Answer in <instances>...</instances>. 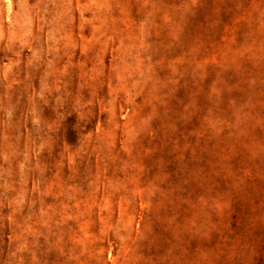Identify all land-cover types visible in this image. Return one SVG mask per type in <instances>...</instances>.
Instances as JSON below:
<instances>
[{
    "label": "clouds",
    "instance_id": "9594fccd",
    "mask_svg": "<svg viewBox=\"0 0 264 264\" xmlns=\"http://www.w3.org/2000/svg\"><path fill=\"white\" fill-rule=\"evenodd\" d=\"M224 3L31 0L23 22L0 27V188L16 193L19 184L17 196L0 202L14 209L11 218L3 217L11 219L13 244L5 252L0 243V264H47L43 258L52 250L65 257L64 264H106L92 243L108 234L120 250V264H250L257 238L264 236L256 232L257 225H264V105L256 113L231 96L202 94L198 76L204 58L222 45L238 62L242 82L264 96V0H227L226 9ZM77 48L87 52L74 62ZM106 53L113 54L110 68L103 62ZM178 83L187 87L183 99L174 95ZM124 108L133 114L158 110L172 139L180 132L202 138L190 156L191 166L171 182L201 191L161 200L151 209L156 213L153 231L130 227L116 216L118 193L125 204H135L133 184L144 155L137 136L148 131L137 121L136 135H130L133 118L120 119ZM45 109L51 118L43 116ZM74 113L76 138L69 142L65 123ZM217 125L226 129L224 136ZM45 152L58 188L65 167L73 182L103 188V196L91 200L90 215L76 210L86 216L78 232L63 227L73 209L59 205L60 219L47 206L34 224L16 219L29 174L38 175L34 191L49 183L48 169L39 160ZM69 157L74 165H68ZM85 160L88 167L81 169ZM234 161L239 164L235 171ZM108 169L113 176L123 174L127 191L113 187L104 176ZM223 176L228 184L218 188ZM154 192L149 188L147 196ZM238 198L250 209L243 220L232 216L230 206ZM33 202L41 201L34 197ZM185 206L191 216L184 215ZM161 207L166 209L162 213ZM228 217L230 225L223 222ZM96 225L98 234L87 249L81 248L83 232Z\"/></svg>",
    "mask_w": 264,
    "mask_h": 264
},
{
    "label": "rangeland",
    "instance_id": "374dc122",
    "mask_svg": "<svg viewBox=\"0 0 264 264\" xmlns=\"http://www.w3.org/2000/svg\"><path fill=\"white\" fill-rule=\"evenodd\" d=\"M31 0H0V27H6L10 25L14 20L23 22L27 13L25 6L30 4ZM227 0H225L223 9L227 7ZM131 16L133 20L137 19V9L131 10ZM226 22V21H225ZM87 33H82L81 38H85ZM86 49L77 48L73 61L80 59V57L86 53ZM218 53V54H217ZM229 49L223 48L221 45L216 51L206 56L201 63L199 69L198 80L200 83V89L202 94L219 93L223 97L231 96L234 99L240 100L241 104L248 105L245 107V111L254 109L256 113L261 112V105H264V96L260 95L259 90L253 94L247 85L242 82V78L238 71V62L234 59L229 58ZM113 59L112 53H106L104 56V65L106 68L111 67ZM88 67H92L91 64ZM187 92V87H181L178 83L176 86V92L174 95L178 99H183ZM139 103V100L137 101ZM227 103V100H225ZM158 110L154 114L148 112L147 109H141L135 114L130 108L123 109V115L120 119L127 121L131 116L133 118V125L129 129L130 135H136V122H140L142 125H146L148 131L140 133L137 136V141L140 148L143 150V161L140 164L137 172L139 173L135 184H133V190L135 194V204H125L124 200L121 199V195L118 193L114 199L119 202L116 204V216L125 221L130 227L143 229L146 226L150 231L154 230V218L156 213L151 209L157 206L161 200H166L171 197L174 200L183 199L185 196H194L197 192L201 191L194 186L184 188L178 185L172 184L174 176L181 174V169L185 166H191L193 161L190 160V156H194L196 148L200 144L202 138L192 137L189 134L180 132L175 139H172L169 134L164 130V122L158 119ZM43 116L45 118H51L53 113L45 109ZM77 122L75 113L68 118L65 123L67 129L66 138L69 142H72L76 138V132L73 130L74 125ZM221 129L220 136H224L226 129L223 125H217ZM196 143H193V141ZM55 156V152L52 154ZM94 159V158H93ZM42 165H44L48 172L45 173V180L49 181L47 186H39L38 191H34L37 188L35 179L38 178L37 174H29L25 189H24V203L19 205V211L16 212V219L19 223L27 221L30 225L34 224L37 218L40 216V209L43 206H47L49 214L55 209L60 216L54 219H60L64 212V209H73V211H67V221L63 225L65 229H69L73 232H78L83 227V222H86L85 215H76L75 212L78 209L80 214H91L93 211L91 208V200L102 197L104 192L103 188L97 190L96 188L90 187L87 182L79 183L73 182L68 179L70 174V168L65 167L61 179L63 184L61 188H58L55 183H52V158L47 152L43 153L39 158ZM2 163V161H0ZM76 162L74 159L69 157L68 165H74ZM88 160H85L81 165V169L88 167ZM234 168L239 167V164L234 161ZM176 167L175 173L169 172L168 169ZM93 171H98V168H93ZM104 176L112 182L113 187L117 189H123L127 191V184L121 183L124 179L123 174H116L113 176L112 170L108 169L105 171ZM19 180V178H17ZM228 184V177H218L217 187L224 188ZM149 188H154L155 192L149 198L147 192ZM187 189V190H186ZM63 191V195L60 192ZM19 193V184H17L16 193H7L0 188V202H6L7 200L17 196ZM40 200L39 203H34L33 198ZM74 197V198H73ZM111 203V202H109ZM232 216H239L241 220L249 214L250 209L245 200L236 199L231 204ZM166 209L161 207L159 212H164ZM14 209L9 207H0V224L3 227L0 228V243L5 246V252L7 247L13 244L12 235L13 228L11 225V219L4 220L3 217L12 216ZM184 215L191 216L192 212L185 206L182 209ZM138 213V214H137ZM223 220L222 217H218ZM226 225H230L231 217L223 221ZM99 225L89 228L84 231L82 238L79 239L78 243L81 248L87 249L89 242L94 240V237L99 232ZM32 231H37L32 229ZM256 232L264 234V225H257ZM255 235V233H254ZM43 238L41 237V241ZM92 247L99 249L103 257V261L106 264H120L117 257L120 255V250L114 243V237L108 234L103 240H96L92 243ZM47 264H64L65 257L57 250H52L46 253L43 258ZM93 264H96L93 261ZM250 264H264V236L257 238L256 250L254 255L250 258Z\"/></svg>",
    "mask_w": 264,
    "mask_h": 264
}]
</instances>
